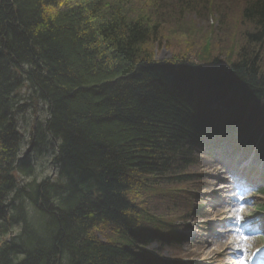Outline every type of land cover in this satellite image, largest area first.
Masks as SVG:
<instances>
[{
    "label": "trees",
    "instance_id": "16d2710c",
    "mask_svg": "<svg viewBox=\"0 0 264 264\" xmlns=\"http://www.w3.org/2000/svg\"><path fill=\"white\" fill-rule=\"evenodd\" d=\"M135 1L0 0V264H161L145 250L163 237L130 198L134 177L166 189L187 177L197 87L264 100V0L242 9L248 45L207 64L141 48L158 32ZM25 88L48 106L38 139L58 151L57 184L31 180L18 126ZM98 228L122 230L128 244Z\"/></svg>",
    "mask_w": 264,
    "mask_h": 264
},
{
    "label": "rangeland",
    "instance_id": "374dc122",
    "mask_svg": "<svg viewBox=\"0 0 264 264\" xmlns=\"http://www.w3.org/2000/svg\"><path fill=\"white\" fill-rule=\"evenodd\" d=\"M246 3V0H140L138 7L135 1L133 9L144 7L145 12L149 13L156 23L158 32L153 41L141 48L148 50L156 60L175 64L184 60L207 64L217 57L226 63L235 57L243 46L248 45L246 34L251 27L242 16ZM206 90L212 91V88L206 87ZM18 94L21 99L19 104L23 109L18 119L19 131L24 140L23 156L29 155L35 164V174L31 180L40 183L45 178H55L58 169L55 158L58 151L55 150V145H48L49 139L43 137L39 140L42 138L41 128L49 117L48 106L31 97L26 88ZM23 156L21 154V157ZM195 157L197 164L186 169V172L194 174V177L184 178L182 183L173 185L177 190H190L187 192L157 188L151 184V179L134 177L136 185L130 198L139 208L146 228L150 232H160V221L174 219L178 224L176 227L189 236V240L181 246L152 241L149 249L159 250L164 256L180 259L181 264H246V258L263 255L262 227L259 229L263 232L261 236L246 234L242 238L241 233H236L235 228L228 227L227 223L238 222L243 214L247 217L254 216L257 205L259 207L264 204V197L249 191L236 205L228 198V195L235 192V188L232 186L230 190H226V187L223 189L224 186L220 184L225 183L227 179L228 166L224 162L226 159L205 154H196ZM250 160L254 162L253 167L264 168V157L259 153H253L245 162ZM231 161H238V158L232 157ZM199 174L201 178L195 177ZM219 175L220 180L217 178ZM224 199L232 206L221 203ZM197 204L202 206L199 211L201 215H191L187 222L184 221V216ZM260 220L264 222V218ZM166 227L163 232L167 230ZM247 228L252 226L248 225ZM13 230L10 238L20 231L19 227ZM95 235L106 242L128 244L126 233L120 229L98 228ZM231 242L236 245V248L230 249L232 254L230 250L227 252L228 249L224 246L225 243L228 245ZM232 259L238 263L232 262Z\"/></svg>",
    "mask_w": 264,
    "mask_h": 264
},
{
    "label": "bare ground",
    "instance_id": "6f19581e",
    "mask_svg": "<svg viewBox=\"0 0 264 264\" xmlns=\"http://www.w3.org/2000/svg\"><path fill=\"white\" fill-rule=\"evenodd\" d=\"M57 178H58V177L52 178V179H50V181L53 182V183L55 182V183L57 184V181H56ZM44 180H47V178H45ZM44 180H42V181H44ZM58 180H59V179H58Z\"/></svg>",
    "mask_w": 264,
    "mask_h": 264
}]
</instances>
